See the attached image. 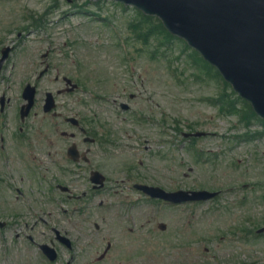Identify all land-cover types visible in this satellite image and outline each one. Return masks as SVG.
I'll use <instances>...</instances> for the list:
<instances>
[{"label": "rangeland", "instance_id": "1", "mask_svg": "<svg viewBox=\"0 0 264 264\" xmlns=\"http://www.w3.org/2000/svg\"><path fill=\"white\" fill-rule=\"evenodd\" d=\"M85 10L106 21L89 17ZM30 14L33 15L29 17ZM137 17L132 8L86 4V0H0V50L12 47L0 72V95L4 92L10 100L4 116L14 115L13 106L21 103L20 86L28 82L39 89L37 106L43 101L45 91L52 92L59 111L80 112L86 117L83 120L88 130L97 129L118 140L116 147L103 149L102 146V150L98 146L99 150L91 152L93 165L103 168L108 176L111 192L87 202L85 208H96L101 198L113 202L117 197H126L128 192L121 182L125 178L123 169L127 167H138L129 174L132 182L156 183L166 190L221 191L218 200L199 205L192 214L187 209H160L140 204L132 211L137 222L134 234L127 233L131 228V213L116 208L91 209L83 216L75 214L67 220L58 219L56 223L67 227L74 243V261L77 264H264V234L252 233L257 223L262 222L264 226V136L236 139L243 134L261 132L262 126L243 124L250 114L241 103L235 102L245 114L243 122L234 110H225L224 103L221 106L215 101H227L229 91L182 42H167L158 34L148 38L147 46L134 39L136 36L128 29L127 22ZM125 38L136 54L135 57L130 52L129 63L124 60L126 56L119 44V39ZM150 52L154 58H149ZM46 53L48 57L42 58ZM46 63L49 71L39 79L38 74ZM56 76L68 77L87 87L75 96H58L56 92L63 88V83L60 79L55 81ZM128 94L135 97L129 100ZM93 95L123 99L134 108L133 114L137 111L136 119L145 117L142 123L148 117H162L165 129L175 125L182 133L199 131L211 135L194 141V149H189L184 142L180 147L170 148L166 144L158 147L152 144L156 143L154 136L148 134L146 140L152 146L143 152L146 145L136 135L147 131L144 127L152 132V127L145 124L140 127L119 112L115 115L107 104L94 101ZM37 113L33 123L23 126L28 128L25 143L29 144L24 146L23 154L36 156L45 165L46 153L60 154L64 148L65 142L57 138L60 132L74 131L65 125L53 129L40 110ZM4 131L7 139L16 134L14 124L8 122ZM156 151L160 152L161 159ZM151 153L153 157H149ZM13 161L20 177L19 170H25L24 164L19 166L17 157ZM51 168H43L48 178L53 175L54 181L64 182L72 189L87 188V173L76 171L81 177L84 175L82 179L74 173H59ZM31 180L44 185L36 174L35 179L32 175L23 178L22 184L29 193ZM243 186L247 187L243 189ZM115 192L120 194L115 196ZM4 197L14 201L10 191L0 188V202ZM16 206L24 213L21 203ZM69 208L76 209L74 204H69ZM189 218L188 232L179 234L178 230ZM95 223L99 225L98 230L92 226ZM159 223L166 224L164 232L158 229ZM241 228L244 242L239 240ZM106 241L111 242L112 249L105 259L98 260ZM189 242L193 243L190 250L187 249ZM90 259L93 260L88 262ZM17 264L34 262L24 257Z\"/></svg>", "mask_w": 264, "mask_h": 264}, {"label": "water", "instance_id": "2", "mask_svg": "<svg viewBox=\"0 0 264 264\" xmlns=\"http://www.w3.org/2000/svg\"><path fill=\"white\" fill-rule=\"evenodd\" d=\"M136 1L149 10L159 8L169 28L216 63L264 117V0ZM176 195L181 196L176 201L210 197Z\"/></svg>", "mask_w": 264, "mask_h": 264}, {"label": "flooded vegetation", "instance_id": "3", "mask_svg": "<svg viewBox=\"0 0 264 264\" xmlns=\"http://www.w3.org/2000/svg\"><path fill=\"white\" fill-rule=\"evenodd\" d=\"M31 123H33V118ZM77 136L81 137V143L76 142L77 148L82 149L80 151H83V149L86 148V144L91 146L96 145L97 139L92 137L90 133L87 137H82L81 134L75 135L70 144L74 143L73 141L76 140ZM8 140L12 143L18 142V139L14 138L13 134ZM54 144L55 142H53V145ZM86 150L92 152L93 148L91 147ZM13 157L17 156L12 155L9 159L10 166L12 167L11 171L9 173L4 172L0 175L3 179L0 181L1 190L10 191L14 199V201H10L4 197L0 202V217H2V229L0 231V258L2 262L6 264H17V260L20 258L23 259L25 257V259H28L33 255L35 256V249L38 251L39 245L53 246V234L55 232L52 222L57 219H68V211L62 210V213H58L56 212V209H53V201L50 199L51 191L46 184L43 186H37L35 181L31 180L32 189L30 193L27 191L25 186L22 184V179L27 176H31L32 170L28 166H24L25 170H19L21 175L19 177L14 167ZM3 196L4 194L2 191L1 197ZM23 196H26L28 203L32 205V209L28 212L21 213L18 211L16 203L20 202L19 198ZM22 219L31 221V224L28 225L27 223H24L22 225L23 233L21 235L19 233L21 228L19 222ZM58 231L62 234H66V230H63L62 228H58ZM21 239H23V242L25 243L24 245L20 243ZM28 242L31 244H27ZM22 254H24L23 257H21ZM82 261L85 260L83 259Z\"/></svg>", "mask_w": 264, "mask_h": 264}]
</instances>
